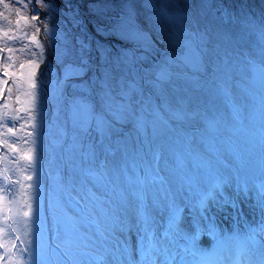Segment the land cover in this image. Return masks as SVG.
I'll use <instances>...</instances> for the list:
<instances>
[{
  "label": "rangeland",
  "instance_id": "374dc122",
  "mask_svg": "<svg viewBox=\"0 0 264 264\" xmlns=\"http://www.w3.org/2000/svg\"><path fill=\"white\" fill-rule=\"evenodd\" d=\"M130 1L0 0V203L5 214L0 215V224L4 220L8 223V239L0 237V264H208L212 257L215 260L211 264H231L236 242L243 245L247 260L264 264V195L257 193L261 187L256 186L260 181L256 175L264 168V0H139L147 4L146 11L134 9L127 23L129 28L141 29L142 39H147L145 46L119 32ZM213 11L233 38V31L243 27L245 33L235 43L240 51L224 41L212 51L200 44L197 50L189 43L187 48L177 40L183 38L175 35L168 17L179 13L186 14L185 24L191 26L198 43L200 32L220 40L210 21ZM224 12L230 15L231 24ZM167 56L174 60L169 74L163 77L149 71ZM237 61L245 67H239ZM30 64L33 82L28 85L20 82V74L23 66ZM71 65L73 70H67ZM250 71L256 81L248 79ZM198 80L203 87L199 94H193L190 83ZM54 84L61 94L57 104L47 91ZM229 89L234 91L235 103L231 93L225 98L224 92ZM180 90L188 92L184 100ZM24 91L29 101L26 104L21 100ZM222 95L232 113L241 109L240 118L233 115L236 122L217 115ZM120 96L127 101L119 102ZM78 99L93 103L94 113L87 123L85 117H74L77 112L87 116L85 107L77 110ZM146 100L159 109L163 119L155 118L151 113L155 108L146 105ZM193 106L195 120L190 118L191 111L188 114ZM244 116L249 122H244ZM103 122L106 125L102 128ZM192 123L199 129L197 135L187 134L194 138L192 149L185 153L192 167L187 169L191 172L189 178L186 172H180L186 169L185 161H165L164 156L173 154L168 149L177 151L176 158L184 152L179 135L191 131ZM222 134L226 138L218 137ZM219 139H229V156ZM71 141L76 146L72 152ZM216 142L227 162L213 152ZM154 143L163 148L148 169ZM110 144V149L105 148ZM102 149L108 155L104 175L101 179L94 177L95 194L83 209V198L79 200L70 189L62 188L65 150L70 164L68 183L74 188L80 183L82 168H87V160L93 159L97 150L103 156ZM136 152L145 157L144 173ZM135 162L138 175L132 168ZM151 169L153 176L148 174L143 182L142 177ZM215 170L228 176L223 181L215 176L221 183L208 189L210 195L202 202L205 205L197 208L193 203L197 190ZM161 175L165 180L155 181ZM190 181L189 210L169 219L168 205L182 199L175 196L176 184L184 187ZM48 183L49 193L45 191ZM88 186L93 189L90 183ZM56 190L62 194L61 208L54 197ZM20 198L23 204L17 203ZM50 198L55 209H51V215H44L43 206L50 210ZM118 206L120 215L116 214ZM153 207L159 211L148 212ZM105 209L106 214L109 209L111 229L101 223L96 226ZM161 210L165 213L156 222L154 218ZM198 214H202V221L197 219ZM204 216L211 219V227H204ZM49 222L54 225L52 238ZM154 223L153 232L145 235L150 229L143 231L144 227ZM15 224L26 231L23 238ZM162 229L167 233L160 235ZM251 232L257 234V239L251 237ZM32 238V244L36 242L43 248L48 244L46 260L37 258L39 252L34 249L40 247L34 246L33 252L21 258L18 244L23 248L25 242L29 249Z\"/></svg>",
  "mask_w": 264,
  "mask_h": 264
},
{
  "label": "bare ground",
  "instance_id": "6f19581e",
  "mask_svg": "<svg viewBox=\"0 0 264 264\" xmlns=\"http://www.w3.org/2000/svg\"><path fill=\"white\" fill-rule=\"evenodd\" d=\"M104 6H108L107 4H105ZM126 7H127V9H126V14H125V16H126V18H125V20H124V22L121 24V26H120V29H119V32H121V34H122V36H124V37H132L133 39L132 40H134V41H136V42H138V43H142V45H146V43H147V39H142V38H144L142 35H143V33L141 32V29L140 28H138L137 26H134V28H129V23H127L128 22V16H130L132 13H131V11H133L134 9H136V8H140L142 11H146V9H147V4L144 2V1H139V0H131L129 3H127L126 4ZM178 14V13H177ZM185 18H186V14H181V13H179V15H173L172 17H168V20L172 23V25H173V28L175 29V35H177V37L178 38H183V39H177V40H180V41H182V43H184L186 46H187V48H188V43L189 44H191L192 45V47H193V49H195V50H197V45L198 44H200V46L202 47V48H208V47H211V48H208V49H211L212 51H217L216 49H217V47L216 46H219V45H221L222 44V41H224L230 48H232V49H236V50H238V51H240V48L239 47H237L236 46V42H237V39L236 38H241L242 37V35H244V33L245 32H243V30H242V28L243 27H241V28H237V30H234L233 31V33H234V35H235V38H233V36H231L230 35V30L229 29H227V27L225 26V25H223V24H220L219 23V19H218V17H217V15H216V13H215V11H213L212 13H211V16H210V21H211V23L213 24V27H214V29H216V32H217V34L220 36V40H215V39H212V37H210V36H208L206 33H203V32H200V34H202L201 36V39L199 40L200 41V43H198V40H197V35L195 34V32L191 29V26H189L188 24H185ZM132 20V19H131ZM124 34V35H123ZM126 35H128V36H126ZM245 38H247L248 39V35H245L244 36ZM135 38H137V40L135 39ZM130 39V38H129ZM209 42H213V43H209ZM242 44H244L243 42H241ZM244 47L247 49V47L244 45ZM187 50V49H186ZM190 51V50H189ZM124 54H127V53H130V51H127V52H123ZM185 54H186V51L185 52H183L182 53V55H181V59H184V57H185ZM128 55H131V53L130 54H128ZM239 56H240V53L238 54ZM144 57H145V55H143ZM242 59H239V60H243V56L241 57ZM165 60V61H164ZM163 61H162V63L160 62L159 63V65H158V67L156 68V69H153V70H150L149 68H147V69H149V71H152V73H155V74H160V76H165L166 74H169V71L171 70V68H172V64H173V62H174V60L170 57V56H167L165 59H164ZM7 63L9 64V62L11 63V61H9V59L7 58ZM237 63V65L239 66V67H242V68H244L245 66H244V64H242V63H240L239 61H237L236 62ZM227 65L229 66H231L232 64H228L227 63ZM8 67H11L12 68V66L9 64L8 65ZM23 70H22V73L20 74V78H21V83L22 82H27L28 83V85H31L32 84V82H33V74L31 73V71H32V66H31V64L30 65H25V66H23ZM73 66L71 65V67H68L67 68V70H69V71H71V70H73ZM162 68V69H161ZM146 69V70H147ZM143 71H145V66H144V69H143ZM149 73V72H148ZM96 75V73L94 74V76ZM229 75H231V74H229ZM98 77V76H97ZM96 77V78H97ZM136 77L137 78H139V74H138V71H136ZM232 76H230V78H231ZM261 77H264V63H261ZM225 78V77H224ZM248 79L249 80H251V81H256L255 80V77H254V75H253V71H250L249 72V75H248ZM145 80H146V78H145ZM135 82V81H134ZM139 82H141V80H139ZM195 82V81H194ZM193 83V82H192ZM135 86H137V83L135 84V85H133L132 87H135ZM203 87V84L198 80V81H196V83L195 84H192L191 85V83H190V91L191 90H193L192 91V93L193 94H199V92H200V89ZM189 89H188V92H189ZM48 91V93H49V98L54 102V104H57V102L60 100V98H61V94H60V89H59V87H58V85L57 84H54L52 87H51V89H48L47 90ZM188 92H186L185 90L183 91H181L180 90V95L182 96V99L184 100L187 96H188ZM92 93H93V91H92ZM95 93H96V91H95ZM228 93H231V99H232V103H235L236 102V100L234 99V91L232 90V89H229V90H227V91H225L224 92V95H225V98H228L229 96H228ZM222 98L223 99H219L218 100V104H219V109L217 110V115H219V116H222V115H225V116H227L228 117V120H229V122H233V121H235V118L233 117V114H232V112H231V110H230V107L228 106V104L226 103V101H225V98H224V96L222 95ZM167 99V98H166ZM22 103H24V104H26V103H28L29 101H28V96H27V94H26V92L24 91L23 92V96H22ZM210 100V99H209ZM124 101H127V99L124 97V96H120V99H119V102H121V103H123ZM168 101V100H167ZM76 103L78 104V105H80V107H77V110L78 111H82L83 110V108L85 107L86 108V112H87V116H85V114H83V112H77L75 115H74V117H79V116H82V117H85L86 118V123L88 122V120H89V118L93 115V113H94V107H93V103L91 102V101H89V100H86V99H83V100H77L76 101ZM166 103V102H165ZM146 105H148V106H153L152 105V103H151V101H148V100H146ZM155 109H153V110H151V113H153L154 115H155V118H162V116H161V113L159 112V109L156 107V106H153ZM195 108H196V106H193V108L192 109H190L189 111H188V114H189V112L191 111L192 112V118L195 120ZM198 108V110L200 111V115H201V110H200V108L199 107H197ZM121 109H122V107H121ZM246 112V109H245V111H244V113ZM97 115H98V113H97ZM197 115H198V113H197ZM163 119V118H162ZM237 121V120H236ZM235 121V122H236ZM196 122V121H195ZM239 122V121H238ZM244 122L246 123V122H249V120H248V117H245L244 116ZM240 123V122H239ZM192 124H194V129H192L191 131H189V134H192V135H197L196 133H197V130L199 129V125L198 124H195V123H192ZM241 124V123H240ZM106 125V123L105 122H103L102 123V128L104 127ZM51 127V126H50ZM241 127H242V125H241ZM158 131V130H157ZM183 133V136H181V135H179V139H180V142H181V138H183L184 136H185V133L184 132H182ZM218 133H224L223 131H220V132H218ZM188 134V133H187ZM186 134V135H187ZM52 135V132L51 131H49V137ZM188 137V136H187ZM229 137V136H228ZM189 138V137H188ZM221 138H226V136H223V137H221ZM51 139L52 140H54V138H53V136L51 137ZM71 140H73V138L71 139ZM229 139H219L218 141H219V145H220V147L221 148H225V153L229 156V147H230V142L228 141ZM193 141H194V138L193 139H190V143L193 145ZM171 146V145H170ZM175 146V145H174ZM225 146V147H224ZM176 147H177V145H176ZM70 149H71V152L72 151H74L75 150V148H76V146L74 145V143L71 141V143H70V147H69ZM101 149V148H100ZM169 150V152L171 151V152H173V154H168L167 155V158H166V155L164 156V158H165V161L167 160V159H171V160H173V162H179V159L180 160H182V161H185L184 163L186 164V166H185V168L186 169H183V170H181L180 172H186L187 173V175H188V177L190 178L191 177V172H189L188 170H191V168L192 167H190V162L188 163V159L189 158H186V151H187V149L184 151L183 149V153L182 154H180V155H178L179 156V158H178V156H177V158H176V153H177V151H172V150H170V149H168ZM92 149H90V151H89V156H91L90 154L92 153ZM98 151V150H97ZM97 151H96V153H95V156H94V158L93 159H89V160H87L88 161V165H87V169H86V167L84 168V170L82 171V174H81V176H80V174H79V182L80 183H77V186L75 185L74 186V188L71 186V188H70V182L68 183V171H69V169H70V164H68L67 163V161H68V152H67V150H65V162H64V164H63V174H62V184H63V191H64V189H70L75 195H76V197L79 199V200H81V198H83L82 200L83 201H85V204L83 205V209L84 208H86V207H88V204H87V202L89 203V201H91L92 200V196L95 194V187H94V185H93V179L95 180V179H97V178H94V177H97V176H100L98 179H101V178H103V175H104V170H105V168H106V164H107V159H108V155L107 154H105L103 151H104V149H102L101 150V152L103 153V156H101L100 155V153L99 154H97ZM108 153V152H107ZM190 157V156H189ZM142 159L144 160V155H142ZM7 160V159H6ZM71 163H73L74 164V161L72 160V158H71ZM117 163H119V160L117 161ZM184 164V165H185ZM69 165V166H68ZM165 165H166V162H165ZM177 167H179V165H177ZM132 168L134 169V170H136V173H137V175H138V164H137V162H135V166H132ZM188 169V170H187ZM179 172V173H180ZM80 173V172H79ZM247 173V172H246ZM181 174V173H180ZM247 174H249L250 176H252L251 174H250V172L248 171V173ZM89 175V176H88ZM15 181H16V179H15ZM19 181V180H18ZM88 183H90L91 185H92V187H93V189H91V187H89L88 186ZM189 183V182H188ZM188 183H186V184H188ZM184 185V187L183 186H181V184H176V187H175V189H174V192H175V196H180L182 199H177L176 201L179 203V204H181L182 202H185L186 203V208L185 209H187V210H189V207H190V200H191V193H190V189H191V187L193 186V182L192 181H190V184L189 185ZM104 187V186H103ZM138 188H140V186L138 187ZM53 190V189H52ZM76 190V191H75ZM16 191H18V188L16 189ZM15 191V192H16ZM99 191V190H98ZM56 192V193H55ZM100 192V191H99ZM139 193H140V189H139ZM148 195H149V193H148ZM62 196V194L60 193V191H54V197L56 198V200H57V205H59V208H61V206H60V202H59V199H60V197ZM77 199V200H78ZM0 200H1V196H0ZM65 200V201H64ZM64 200L62 199V201H63V203L65 202L66 203V199H65V197H64ZM21 202V204H23V200H22V198H20V201L18 200L17 201V203H20ZM67 203H69L68 201H67ZM14 204H15V202H14ZM103 204H105V202H103ZM48 205L50 206V215L52 214V210L51 209H55V207L52 205V201H51V198H50V200L48 199ZM68 206H69V204H68ZM107 206H105L104 208H106ZM87 210V209H86ZM85 210V211H86ZM150 211H159V210H155L154 209V207L152 208V209H148V212H150ZM16 212H19V210H16ZM24 213V212H23ZM47 212L45 211L44 212V215L46 214ZM164 213H165V211L164 210H161L159 213H157V216L154 218L155 220H156V222H158L159 221V218L160 217H162V215H164ZM48 214V213H47ZM116 214L117 215H120V206H118V210H117V212H116ZM0 215H3V216H5V214H4V212H1V203H0ZM49 215V214H48ZM100 216L103 218L102 219V221L101 222H98L97 224L94 222V221H92V222H90V223H93V225H95L96 224V226L98 227L99 225H100V223L102 224V227H104V226H107L109 229H111L110 228V226L113 224V223H109L110 222V215H109V209H108V213L106 214V209L105 210H103L102 211V213L100 214ZM95 217V216H94ZM202 214H198V216H197V219H199V221H202ZM95 218H97V216L95 217ZM106 220V219H108V221H106L107 223H108V225L105 223L104 224V222H103V220ZM57 221L59 222V217L57 216ZM20 222V221H19ZM152 222H155V221H152ZM15 223V222H14ZM21 223V222H20ZM83 224H85L86 226H88V224L87 223H85V222H82ZM7 222L4 220L3 222H1V224H0V237L1 238H4V239H8V236H7V234H6V226H7ZM26 226L28 227V221H26ZM49 225H48V233L50 234V236H51V238L52 237H55L54 236V225L51 223V222H49L48 223ZM54 224H55V221H54ZM15 227H16V229H17V231H18V234H19V236L21 237V238H23V235L24 234H26V231L22 228V226L20 227V225L18 224H15ZM89 227V226H88ZM204 227H206V228H209V227H211V219H209V218H206L205 216H204ZM62 229V228H61ZM20 230H22V231H20ZM91 230V229H90ZM105 230V229H104ZM106 231V230H105ZM48 233H47V235H46V237H48ZM106 233H107V231H106ZM19 236L18 235H16L15 237H16V240H20L19 239ZM27 236V235H26ZM13 238V237H12ZM25 240H26V237H25ZM32 241H33V238H32V240H31V243L29 244L30 245V247H29V249H28V247H27V245L25 244V242H22L23 243V248H21V246H20V244L21 243H19L18 244V248H19V252L22 254V257L21 258H23L25 255L27 256L28 255V252L31 250V249H33V246L34 247H40L41 245H37V243L36 242H34L33 244H32ZM76 241H78V242H84L83 241V239H81V238H79L78 240H77V238H76ZM48 242V241H47ZM67 245H68V243H67ZM34 250H36V251H38L39 252V257H37V258H39V259H47V258H45L46 257V252H47V250H48V244L46 245V247H40V248H36V249H34ZM34 250H31L32 252L34 251ZM248 258V257H247ZM247 258H246V264H253V263H251L250 262V260L248 259L247 260ZM44 261V260H43ZM234 264H244V260L241 258L239 261H237V262H235Z\"/></svg>",
  "mask_w": 264,
  "mask_h": 264
}]
</instances>
